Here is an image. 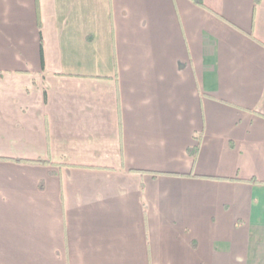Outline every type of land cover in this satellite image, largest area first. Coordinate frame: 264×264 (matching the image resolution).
Masks as SVG:
<instances>
[{
  "label": "crops",
  "instance_id": "0c3cea01",
  "mask_svg": "<svg viewBox=\"0 0 264 264\" xmlns=\"http://www.w3.org/2000/svg\"><path fill=\"white\" fill-rule=\"evenodd\" d=\"M0 264H264V0H0Z\"/></svg>",
  "mask_w": 264,
  "mask_h": 264
},
{
  "label": "trees",
  "instance_id": "16d2710c",
  "mask_svg": "<svg viewBox=\"0 0 264 264\" xmlns=\"http://www.w3.org/2000/svg\"><path fill=\"white\" fill-rule=\"evenodd\" d=\"M202 4V3H200ZM198 141H200V138H197ZM197 151H198V146L195 148V149H191V152L194 154V155H197Z\"/></svg>",
  "mask_w": 264,
  "mask_h": 264
}]
</instances>
